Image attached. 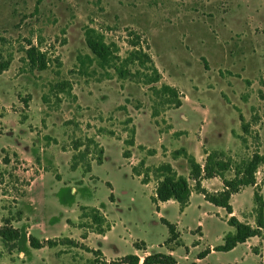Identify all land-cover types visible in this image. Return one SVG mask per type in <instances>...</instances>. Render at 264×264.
I'll return each instance as SVG.
<instances>
[{
	"label": "rangeland",
	"instance_id": "374dc122",
	"mask_svg": "<svg viewBox=\"0 0 264 264\" xmlns=\"http://www.w3.org/2000/svg\"><path fill=\"white\" fill-rule=\"evenodd\" d=\"M86 26L100 33L121 57L135 48L132 43L146 51L161 74L156 85L174 86L183 107L172 111L173 107L160 105L148 86L119 79L110 68L89 65L86 71L78 70L77 56L89 53L83 36ZM29 43L46 54V69L38 70L28 62ZM6 61L7 67L0 71V226L10 219L12 227L26 233L30 219L37 221V227L39 219L59 215L58 207L42 197L43 189L61 184L53 176L59 170L63 182H70L74 191L73 208L61 215L63 220L73 217L69 230L74 241L59 236L53 261L42 251L29 254L21 240V249L11 252L0 241V264H105L106 257L88 251L78 237L92 228L88 217L79 216V205L107 204L111 192L107 180L113 181L116 202L107 206L106 213L110 223H115L113 234L123 239L116 244L91 237V246L104 249L111 258L132 254V242L137 240L151 253L161 250L159 244H164L168 232L154 203L146 197L132 202L125 192L128 182L116 170L123 150L128 151L127 157L133 153L134 161L138 159L133 165L138 171L145 173L150 166L145 156L151 148L135 142L123 144L127 137L124 128L131 125L137 127L139 140L149 141L156 132L154 127L158 132L169 131L170 114L180 123L182 114L186 115L189 126L197 129L202 117L196 110L205 107L212 122L207 130L209 143L220 147L225 145V137L218 133L230 134L233 127L242 132L241 112L250 123L249 132H242L248 146L242 144L229 154L238 161L258 148L264 151V123L260 120L264 116V0H0V66ZM62 80L71 86L70 94L53 87ZM153 105L156 117L150 115ZM127 117L132 121L124 125ZM108 130L114 134L109 135ZM88 136L104 148V162L95 165V177L83 175L81 167L77 173L71 171L67 164L72 141ZM116 138L122 140V151ZM44 172L32 190L39 207L33 208L32 200L20 194L26 182ZM148 175L155 178L152 172ZM255 180L263 182L264 199V166L258 167ZM240 198L243 201L235 204L236 209L253 205L247 192ZM17 212L20 221H16ZM162 212L174 220L178 209L167 204ZM244 213V217L250 216L247 210ZM225 214L222 210L204 222L211 237L228 226L223 221ZM193 223L191 216L180 223L185 242L184 227ZM216 259L214 255L209 258Z\"/></svg>",
	"mask_w": 264,
	"mask_h": 264
},
{
	"label": "trees",
	"instance_id": "16d2710c",
	"mask_svg": "<svg viewBox=\"0 0 264 264\" xmlns=\"http://www.w3.org/2000/svg\"><path fill=\"white\" fill-rule=\"evenodd\" d=\"M83 36L86 47L89 53L80 54L77 56L79 69L86 71L89 65L99 66L102 69L110 68L114 71L117 78L129 79L137 83L146 85L149 87L151 94L158 99L160 105L166 107L176 108L180 105L181 99L178 90L169 84L160 83L159 86L156 84L161 79V74L155 66L150 55L142 50L136 48V44H131L135 47L133 50L127 52V54L121 57L118 51L113 45L108 44L104 41L102 35L98 33L94 28L86 26L83 29ZM29 47L26 49V57L28 62L36 67L38 70H44L47 68L46 54L39 50L37 46L28 44ZM8 65V62H4L0 66V71H3ZM134 67L131 69L130 67ZM94 70V68H93ZM53 87L56 88L57 92H64L70 94L71 86L65 80L56 82ZM29 97V96H27ZM24 105H27V100L24 99ZM158 104V105H159ZM125 109V108H122ZM156 105H153L151 116L156 117L157 114ZM238 119L240 121V127L244 134H247L250 130V123L246 122L242 113L239 112ZM123 124L126 125L132 120L127 117L123 120ZM127 132V137L123 140V144L126 146L134 145V134L135 127L124 128ZM109 135H113L112 130H108ZM259 135L256 134V137ZM240 141L245 144L246 138L242 134L239 136ZM55 143L56 140L52 139ZM84 147L81 149V147ZM73 152L70 156L68 168L75 170L78 167L82 168L83 175L90 172L91 162L94 160L95 163L100 164L103 158V147L95 140L93 136L84 138H75L72 141ZM128 151L123 150L122 156L127 157ZM154 150H149L148 154H152ZM205 152V160L203 166H201L194 158L193 155L188 153L184 148H178L171 151V156L176 158L178 156L183 157L189 167V175L185 177L177 174L174 168L168 162L159 163L156 166H146V171H138L135 166H132V173L141 174L142 182L149 179V172H152L157 179L155 187V196L151 198L152 202L157 204V201H166L168 199H174L179 203L180 208H183L190 195L192 189L203 193L206 200L209 202L223 207L228 214L232 212L229 199L232 193L240 191L245 186L255 185L253 191V208L254 214V226L249 225L246 222L240 221L234 215H230L227 218V223L234 227L233 232H228L223 237V243L213 247L214 250L227 251L233 248L237 243H242L251 236H260L261 228L263 227V208L264 201L261 194V188L259 184H256L255 173L260 166H264V151L259 152L257 149L253 151L250 156L242 158L238 161H234L232 157L222 149H213ZM89 156V157H88ZM39 163V159H35ZM143 163L142 161H140ZM42 169H45L44 167ZM231 175L228 177L227 173ZM219 176L223 183V189L220 191H207L201 187L200 180L202 178ZM56 179H60L58 172L54 173ZM188 179L194 181V185L191 186ZM28 182H26V185ZM109 186V184L107 183ZM24 195V192L20 194ZM56 197L61 204L71 205L74 201V196L70 193V187L67 185L61 186L56 191ZM108 198L113 200L112 192H110ZM79 216L88 217L92 228L101 233L104 231L106 219L102 212L95 206L79 205ZM20 220V212H17L16 221ZM10 219H4V224L0 226V241L11 252L14 249H21L18 247V241H23L25 244L32 248H40L42 246H51L56 242L52 239L39 240L31 234L26 235L25 231H21L19 228L12 227L10 225ZM160 221L166 225L168 230V238L166 244H179V233L176 230L174 223L167 221L164 218H160ZM68 239L69 243H73L74 240ZM132 245L136 249H144L145 245L143 241H134ZM92 253H101L98 249L87 248ZM139 257L136 254H126L120 258L111 261V264L127 263L137 264ZM143 264H180L176 259L169 253L154 252L145 255L142 260Z\"/></svg>",
	"mask_w": 264,
	"mask_h": 264
},
{
	"label": "crops",
	"instance_id": "0c3cea01",
	"mask_svg": "<svg viewBox=\"0 0 264 264\" xmlns=\"http://www.w3.org/2000/svg\"><path fill=\"white\" fill-rule=\"evenodd\" d=\"M183 107V103L181 101V104L176 107L172 108V111L174 110H180ZM188 108V107H187ZM201 110H196V113H201V121L200 126L197 129H192L191 126H189V117L182 114V121L181 123L178 121V119L174 116V114H170V123L172 127L170 126V129L168 132H158L156 128L154 127L152 135L150 136L151 139L149 141H141L138 138L137 133V127L135 126V145H142L146 148H151L154 150L152 154L146 155V165L150 166H156L159 163L162 162H168L170 165L174 168V170L177 172V174L183 175L185 177H188L189 175V167L186 162V160L178 156L176 158H173L171 156V151L178 149V148H184L188 153L194 156L195 160L203 166L204 160H205V152L204 151H210L213 149H222L226 151L228 154L229 152L232 153L235 150H238L239 147L243 144L240 141L239 136L242 135V132L237 130V127H233L230 129L228 134L227 132H220L218 133V137L221 136L222 133H224V139H225V145L216 147L210 142V139L207 136V130L212 122H210V118L208 115V111L205 107H200ZM245 118V115L242 114ZM262 124L264 123V116L261 117ZM172 133L177 136H173ZM176 133V134H175ZM117 139V138H116ZM168 139H172L171 143L169 144ZM121 143V151H122V140L117 139ZM240 141V143L238 142ZM212 144V145H211ZM248 146V143H245ZM135 147V146H134ZM104 150V148H103ZM258 151L261 152L260 148H258ZM104 153V151H103ZM134 154L130 157H124L121 153V158L117 160V166L116 170L119 172V174L123 175L125 180L128 182V189L125 191L127 195H129L130 200L136 201L140 198H148L151 202V198L155 196V187L157 184V179L152 178V176H149V179L145 182H142L141 174H134L132 173V166L135 165L136 161L132 158ZM230 155V154H229ZM204 157L203 161L198 160L199 157ZM231 156V155H230ZM54 159H57L54 155ZM104 162V158H102V162L100 164L92 163L91 162V170L88 173V175L94 174L95 165H101ZM68 164V163H67ZM76 168L75 170H71L74 172H78ZM70 170V169H69ZM82 171V170H81ZM60 174V179L55 180L57 183H61L59 186L53 185L52 187L48 189H43V198L44 200L50 199L52 202V205H56L55 207H58L59 209V215L51 214L50 216H45L42 219H39L38 221H41L39 223L40 226H34L37 221H32L30 219L31 226L29 227V232H26V235L31 234L32 236L36 237L37 239L44 240V239H52L55 242L58 241L59 236H64L69 239L70 238V226L72 225L74 219L72 216H67L64 220L61 219L62 211H66V209H72L74 201L71 205H64L61 204L57 197H56V191L63 185H67L70 187V193L74 196V191H72V186H70V182L64 183L62 180V176L60 171H57ZM46 172L42 174H38L36 177H34L30 182L26 185V189L24 191V195L22 197H27L28 199L32 200L33 208L38 207V201L36 197L32 194L33 187L37 184V182L41 181V179L44 177ZM231 175V172H230ZM227 175L228 177L230 176ZM54 176V174H53ZM191 179H188L190 183ZM67 181V180H66ZM264 181V180H263ZM193 184H190L191 186L194 185V181L191 180ZM109 184V189L112 192L113 188V181H106V184ZM256 184L260 185L261 188V194H262V184L263 182L256 181ZM201 187L205 188L207 191H220L223 189V183L219 176H212L207 178H202L200 180ZM255 185H248L240 189V191L232 193L229 199V203L232 208V212L228 214L226 210L218 205H215L208 200L205 199L203 193L198 192L195 189H192L190 192V195L188 197V201L186 205L183 208H180L179 203L174 199H168L166 201H157V204L154 202V206L156 208V214L160 218H164L167 221L174 223L176 226V230L179 233V244H166V239L168 238V235L164 241V244H159L160 251L156 252H162V253H169L171 254L178 263L180 264H264V208H263V227L261 228V235L260 236H251L248 239H246L242 243H237L233 248L227 251H218L214 250L213 247L216 245H220L223 243V237L228 232H233L234 227L229 225L227 227H224L219 233H217L214 237L210 236V233L208 232L207 228L204 225V222L209 219L210 217H213L214 214H219L222 210L226 212L224 215V222L227 223V218L230 215H234L237 217L240 221L246 222L251 226H254V214L252 212L253 205H248L247 207L244 206L242 208L236 209L235 204H240L243 200L240 198L241 194H244L245 192L248 193V197L250 195L253 199V191H254ZM124 192V193H125ZM113 200L109 199V202L106 204L105 202L95 203V204H85L82 203L80 205H89V206H95L97 207L102 214L104 215L106 219V225L104 227V231L101 233L96 232L93 228H91L87 233L80 232L79 237L80 241L84 243L86 247L90 249H98L100 252L106 257L105 264H111L110 262L120 258L122 256H115L114 258L108 257L105 254L104 249L100 248H93L91 246L90 242L94 238H101L103 241H114V243H119L121 241V236L117 234H113L115 223H110L108 219V214L106 213V208L110 204H115L116 202V196L114 192H112ZM57 200L58 204L55 203V199ZM263 198V194H262ZM34 200V201H33ZM264 201V199H263ZM167 204H174L177 209L178 213L174 220H170L166 218L163 214V209ZM39 208V207H38ZM244 209V210H243ZM248 211L250 213V216L244 217L243 214L244 211ZM238 212L240 214H238ZM188 216H191L192 222H194L192 225H187L184 227V231L186 233V242L184 240L182 230L179 229L181 221H183L185 218L187 219ZM54 217V218H52ZM53 219V221H51ZM21 220V219H20ZM18 220V221H20ZM78 227V226H77ZM81 228V227H78ZM69 233L67 236L64 235L65 233ZM168 232V230H167ZM92 237V239H91ZM76 242V241H75ZM133 243V242H132ZM58 243H55L51 246H42L40 248H32L28 245V242L25 243L27 245V251L29 254L34 253V251H42L48 254L49 260H54V247L57 246ZM182 248L183 251L181 254H178L177 252L179 249ZM151 252L148 250L147 247L144 249H133V254H136L139 257V261L137 264H143L142 260L145 255L150 254ZM154 253V252H153ZM126 255V254H125ZM217 256L219 259H216L215 261H210V256ZM227 257V258H226ZM253 257V258H250ZM119 264H127V263H119Z\"/></svg>",
	"mask_w": 264,
	"mask_h": 264
}]
</instances>
